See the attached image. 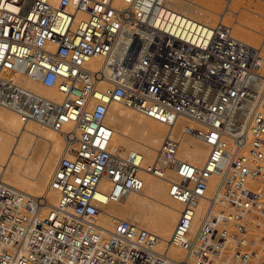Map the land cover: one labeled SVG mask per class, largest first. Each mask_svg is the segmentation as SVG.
Returning a JSON list of instances; mask_svg holds the SVG:
<instances>
[{"label": "built area", "instance_id": "2783aa9c", "mask_svg": "<svg viewBox=\"0 0 264 264\" xmlns=\"http://www.w3.org/2000/svg\"><path fill=\"white\" fill-rule=\"evenodd\" d=\"M121 3L0 0V107L75 144L50 177L57 194L50 208L0 180V264H253L256 242L247 236L246 218L264 215L258 51L227 25L199 22L165 0ZM93 57L103 58L99 71L85 67ZM6 73L56 90L60 100ZM102 83L109 87L100 89ZM113 102L168 129L189 121L193 127H183L181 136L208 149L203 165L178 158L180 138L170 134L147 168L135 153L112 154L103 123ZM139 170L164 179L181 207L168 242L184 252L181 262L159 253L157 236L136 223L118 220L107 232L94 221L107 203L142 190ZM212 179L218 183L208 194ZM250 180L263 188L252 191Z\"/></svg>", "mask_w": 264, "mask_h": 264}, {"label": "bare ground", "instance_id": "6f19581e", "mask_svg": "<svg viewBox=\"0 0 264 264\" xmlns=\"http://www.w3.org/2000/svg\"><path fill=\"white\" fill-rule=\"evenodd\" d=\"M207 1L212 2L214 0ZM261 1L264 3V0ZM53 2H57V0H53ZM242 2L243 0H226V7L220 15L214 11L217 8L213 4L200 7L191 0H165V4L174 11L209 26L212 25L211 20L217 14L221 23L227 14L236 16ZM114 6L122 7L121 0H114ZM260 11L264 13V8L261 7L257 13L255 12L257 16H259L258 13L261 14ZM247 17L237 18L233 25L235 30L242 29L244 31L243 38L249 40L254 36L253 34H258L257 30L254 29V22L257 23V20H255L256 16H253V19ZM127 28H132L131 23L127 24ZM230 32L233 36L231 28ZM254 49L258 51V55L253 71L257 66L254 73L264 77V42L260 49ZM103 64V58L93 57L88 59L85 67L95 72L102 69L105 66ZM5 77L45 98L60 100V95L56 90L46 89L24 76L6 73ZM99 87L106 89L109 85L102 83ZM185 126L193 127L189 121L179 119L173 128L168 129L158 122L143 117L122 102L110 104L103 123L110 152L122 156L134 153L139 155L143 169L153 162L163 139L169 134L172 137L180 138V146L176 153L178 158L198 167L203 165L208 149L192 135L181 136ZM73 148H75V144L73 142L68 143L63 135L34 123L23 124L13 112L0 107V180L9 187L29 196L34 197V194H42V196L35 198L45 199V209L57 202V194L48 187L54 166L61 156L68 157V152ZM138 176L142 181V190L138 193H128L116 203H107L95 218V223L107 232L113 231L118 220L136 223L157 236L156 250L159 253L165 251L168 258L175 263L183 261L184 252L168 243L179 216L180 205L168 197L167 182L164 179L155 178L143 170H139ZM165 178L173 179L174 176L168 173ZM217 183V179H212L209 182L208 194L214 191ZM250 184L257 188H251ZM102 185L108 188V184L102 183ZM248 187L252 191L263 188L261 184L253 180H250ZM204 209L205 204L202 203L197 210L193 227L198 224ZM256 217L261 216L253 215L247 217L246 221L248 224H252L251 228L248 225L247 236L256 242L255 258L258 260L255 263L257 264V262H264L263 256L258 257L260 247L264 246V236L260 235L262 222L255 220ZM261 253L260 255H262Z\"/></svg>", "mask_w": 264, "mask_h": 264}, {"label": "rangeland", "instance_id": "374dc122", "mask_svg": "<svg viewBox=\"0 0 264 264\" xmlns=\"http://www.w3.org/2000/svg\"><path fill=\"white\" fill-rule=\"evenodd\" d=\"M194 4L200 6V7H206L207 5H215L216 6V10H214L216 13L218 14H222V10L224 9V7H226V0H214L212 2H209L207 0H191ZM225 1V2H224ZM206 5V6H205ZM198 6H195L196 8H198L199 10H201V8H199ZM242 7V8H241ZM259 7V8H258ZM264 8V3L261 1V0H243L242 2V5L240 6L239 5V11L237 13L236 16L234 15H226L223 19V24L227 25L228 27H230L232 29V34L233 36L238 39L239 41L243 42V43H246L256 49H260V46L262 45V43L264 42V39H263V35H264V13L261 12L258 13L259 16L256 15V13L259 11V9ZM258 11H257V10ZM253 12V14H252ZM256 12V13H255ZM217 15H213V19L211 20L212 22V25L214 26L217 22H220V19H219V16ZM252 14V15H251ZM263 14V16L261 17V15ZM242 16L246 17L248 16L247 18L250 19V17H252L251 19H253L254 17L253 16H256L255 17V20H257V23L254 22V29L257 30L258 34H253L254 36L249 39V40H246L243 38V35H244V31H242V29H238V30H235L234 28V25H233V22L235 20H237V18H241ZM258 17V18H257ZM211 25V26H212ZM237 29V28H236ZM260 59V57H259ZM257 63V62H256ZM257 66H255V69H256ZM254 69V71H255ZM256 72V71H255ZM259 73V72H258ZM65 147V143H64V146H63V149ZM57 163V162H56ZM56 165V164H55ZM55 167V166H54ZM250 187L253 188V189H256L257 187L253 186L250 184ZM42 196V194H34V197H40ZM255 220H260L263 224H264V216H261V217H256ZM177 221V220H176ZM261 223V228H260V235H262V237L264 236V225ZM252 227V224L250 223V228ZM252 230V229H251ZM253 231V230H252ZM264 238V237H263ZM262 253H261V252ZM262 255H260V253ZM264 253V246L263 247H260L259 251H258V257L260 256H263ZM257 257V258H258ZM258 259L255 258L253 264L257 261ZM256 264V263H255ZM257 264H264V262H257Z\"/></svg>", "mask_w": 264, "mask_h": 264}]
</instances>
